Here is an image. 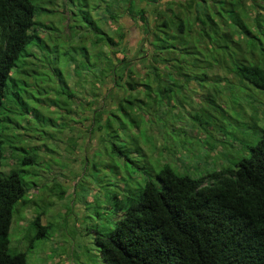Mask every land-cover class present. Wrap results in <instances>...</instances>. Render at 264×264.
I'll use <instances>...</instances> for the list:
<instances>
[{"label":"trees","instance_id":"trees-1","mask_svg":"<svg viewBox=\"0 0 264 264\" xmlns=\"http://www.w3.org/2000/svg\"><path fill=\"white\" fill-rule=\"evenodd\" d=\"M114 1L95 0V9L103 3L100 9L104 13L95 17V25L88 23L95 32V89L109 78L114 86L123 87L127 96L110 111H100L97 100L86 103L90 118L84 135L90 139L97 132L98 144L105 153L134 162L127 150L139 149L132 131L140 125L135 116H158L153 92L170 101L176 86L189 80L190 85L197 86V81L199 85L220 73L226 75L228 85L210 87L209 102L216 96L224 99V91L231 97L235 92L249 95V87L264 93V0H167L165 10L151 9L152 24L147 22L146 9L136 7L135 2L152 5L157 0ZM252 3L255 8L249 26L243 5L252 7ZM121 5L122 11L118 12ZM121 14L136 18L142 26L141 39L146 47L137 57L144 70L139 82L133 79L139 73L126 57L112 61L109 51L103 49L118 41L98 23L107 19L115 23ZM33 15L32 0H0V113L12 111L6 106L8 102L15 104L19 112L26 109L21 97L13 92L15 77L11 73L16 74L23 66L17 64L20 56H30L33 47L42 43L35 28L42 24L36 23ZM117 36L121 39L122 33ZM136 86L140 87L141 98L132 96ZM89 92L96 98L95 92ZM207 100L205 97L206 105ZM219 109L225 117L223 107ZM119 111L127 123L116 114ZM33 117L38 122L44 119L39 114ZM4 120L0 118V124ZM5 128L0 126V264H24L25 253L9 249L8 230L13 206L29 200L22 199L25 187L18 171L1 172ZM110 140L122 142L126 148L106 144ZM244 147L245 156L232 157L227 166L205 169L203 173L187 166V162V171L176 173L165 162L155 174V182L147 179L141 187L127 191L122 202H114L113 208L120 214L112 225L94 230L102 264H264V131L253 144ZM33 148L23 150L20 165L35 162L36 155L29 151ZM30 223L36 237L44 235L47 226L40 224V214Z\"/></svg>","mask_w":264,"mask_h":264},{"label":"rangeland","instance_id":"rangeland-1","mask_svg":"<svg viewBox=\"0 0 264 264\" xmlns=\"http://www.w3.org/2000/svg\"><path fill=\"white\" fill-rule=\"evenodd\" d=\"M32 2L33 20L42 24L35 27L42 43L34 45L30 56H20L17 64L23 66L16 69V74L11 73L15 77L13 92L21 97L26 109L20 107V113L15 104L8 102L6 106L12 111L0 113V118H5L0 126L6 127L1 172L18 171L25 187L22 199L29 200L27 204L16 203L11 210L8 246L11 251L25 253L24 264H102L94 230L110 227L119 216L114 202H122L127 191L141 187L147 179L155 182V174L165 162L176 173L187 171L186 162L203 173L205 169L227 166L232 157L245 156L244 146L253 144L264 131V93L249 87V95L235 92L231 97L224 91V99L216 96L209 102L210 87L228 85L226 75L220 73L199 85L197 81V86L190 85V80L176 86L170 101L153 92L158 116H135L140 125L132 131L139 149L127 150L134 162L124 161L104 152L97 132L90 139L84 135L90 118V106L86 103L97 100L100 111H110L122 97H127L125 89L114 86L109 78L95 89V32L88 23L95 25V17L98 19L104 13L100 9L103 3L95 9V0ZM166 2L157 0L147 5L136 1L135 5L146 9L147 22L152 24L151 9L165 10ZM254 8L255 3L252 7L243 5L249 26ZM98 25L118 41L117 45L103 49L109 51L112 61L126 57L139 73L133 77L139 82L144 70L137 57L146 47L139 20L121 14L115 23L107 19ZM118 33H122L121 39ZM31 47L27 46L25 52ZM136 88L131 91L132 96L141 98L140 87ZM89 91L95 92L96 98L90 97ZM68 92L72 96L68 97ZM219 106L223 107L225 117L221 116ZM35 114L44 119L36 121ZM116 114L127 123L120 111ZM132 114H136L135 110ZM113 143L126 148L122 142L106 141ZM30 146H34L29 151L36 155L35 162L20 165L23 150ZM37 214L40 224L47 226L40 237L35 236L30 223Z\"/></svg>","mask_w":264,"mask_h":264}]
</instances>
